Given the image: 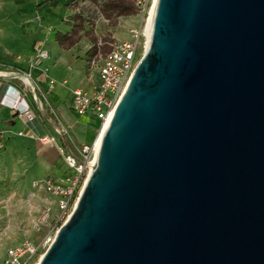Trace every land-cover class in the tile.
<instances>
[{
  "label": "water",
  "instance_id": "obj_1",
  "mask_svg": "<svg viewBox=\"0 0 264 264\" xmlns=\"http://www.w3.org/2000/svg\"><path fill=\"white\" fill-rule=\"evenodd\" d=\"M148 27L39 264H264V0H157Z\"/></svg>",
  "mask_w": 264,
  "mask_h": 264
},
{
  "label": "rangeland",
  "instance_id": "obj_2",
  "mask_svg": "<svg viewBox=\"0 0 264 264\" xmlns=\"http://www.w3.org/2000/svg\"><path fill=\"white\" fill-rule=\"evenodd\" d=\"M133 1L136 12L107 20L100 10L105 0H0V55L11 57L9 65L0 62V68L27 72L36 54V46L33 56L27 57L23 53L32 48L36 37L37 44L47 51L48 43L57 37H61L65 47L75 43L70 49L72 60L78 64L85 63L93 53L89 51L100 40L109 44L126 41L132 28L147 26L154 0H127L129 4ZM46 61L39 68L50 75V71L43 68ZM86 73L88 80L99 81V74L91 70L89 64ZM74 130L84 146L93 147L101 126L99 122L89 121L88 116H79ZM20 148L11 161L7 157V149L0 151L2 264L8 249L25 240L38 245L44 255L66 222L55 205L50 215L45 214L46 203H54L55 198L45 192H37L34 185L38 181L59 180L71 171L63 160L50 171H40L36 152L31 147Z\"/></svg>",
  "mask_w": 264,
  "mask_h": 264
},
{
  "label": "built area",
  "instance_id": "obj_3",
  "mask_svg": "<svg viewBox=\"0 0 264 264\" xmlns=\"http://www.w3.org/2000/svg\"><path fill=\"white\" fill-rule=\"evenodd\" d=\"M139 4L142 2L139 1ZM129 35L130 38L126 41L110 44V50L107 52L103 50L101 40L97 44L98 51L93 58H90L88 64L91 70L99 74V83L92 90L73 91V110L77 116L94 118L103 127L114 115L120 99L147 51L150 39L148 23L145 28H132ZM49 59V51L38 46L27 72L0 68V79L20 81L23 83L25 92L32 93L34 99L38 101L40 89L34 80V73L40 70L39 67L44 61ZM43 73L47 74V71ZM67 83L65 81L63 85ZM56 84L57 81L49 80V90L52 91ZM11 107L19 113L30 112V107L22 104L21 101L11 104ZM59 134L71 139L67 130L62 129ZM20 136H23V133ZM37 139L43 147H57L65 165L71 171L59 180L38 181L34 185L37 192L42 191L55 198L54 203L50 201L46 203L45 214L50 215L52 206L55 205L62 219L67 222L95 167L97 150L95 145L93 147L86 145L80 150V158H77L66 154L65 150L58 145L56 137L46 135L39 136ZM3 147V144H0V148ZM43 256L38 245L25 240L8 250L5 264H38Z\"/></svg>",
  "mask_w": 264,
  "mask_h": 264
},
{
  "label": "crops",
  "instance_id": "obj_4",
  "mask_svg": "<svg viewBox=\"0 0 264 264\" xmlns=\"http://www.w3.org/2000/svg\"><path fill=\"white\" fill-rule=\"evenodd\" d=\"M37 42L38 37L34 39L32 48L23 55L33 56L35 46L37 48L40 45ZM74 45L75 43L65 47L61 37H57L56 40L52 39L48 43L50 59L45 62L43 68L48 69L50 75L44 74L43 69L34 73V80L40 89L38 101L34 99L32 93L25 92L23 83L20 81L0 79V144L4 146L0 148V151L7 149V157L10 161L16 157V152L21 149L20 147H31L36 152L40 171H50L58 161L63 160L62 155L57 147H43L37 138L46 135L56 137L58 145L70 155L65 147L64 136L59 134L62 129L67 130L71 137L70 143L80 153L84 143L77 139L74 130L79 116L73 110V91L76 89L92 90L99 81L96 83V81L92 82L87 79L86 67L90 56L87 55L85 63L73 62L70 49ZM10 58L8 54L0 55V62L9 65ZM51 79L57 81L52 91L49 90ZM65 81L68 82V86L63 85ZM18 101L30 107V112L25 114L14 110L11 104ZM89 121L98 123L94 118H89ZM21 133L23 136H20ZM7 252L3 264L7 260Z\"/></svg>",
  "mask_w": 264,
  "mask_h": 264
},
{
  "label": "trees",
  "instance_id": "obj_5",
  "mask_svg": "<svg viewBox=\"0 0 264 264\" xmlns=\"http://www.w3.org/2000/svg\"><path fill=\"white\" fill-rule=\"evenodd\" d=\"M135 2H131V4H129L127 2V0H105V2L103 4L100 5V10L101 12L105 15V17H107V20H111L113 17L119 18L122 16H128L130 14H132V12H136L137 8L135 6ZM133 8V11H132ZM103 43V50L105 52L110 50V44L105 41V40H101ZM99 43V42H98ZM97 43V44H98ZM74 44V43H73ZM91 51H93V53H91ZM98 51L97 45H95L89 52L91 54H89L90 57H94L96 55ZM94 54V55H92ZM39 98H41L39 96ZM65 140V147L67 149V151L69 152L70 155H73L77 158H80V153L74 149V147L72 146V144L70 143V139H68L66 136L63 137ZM84 147V145L82 146V148Z\"/></svg>",
  "mask_w": 264,
  "mask_h": 264
},
{
  "label": "bare ground",
  "instance_id": "obj_6",
  "mask_svg": "<svg viewBox=\"0 0 264 264\" xmlns=\"http://www.w3.org/2000/svg\"><path fill=\"white\" fill-rule=\"evenodd\" d=\"M156 4H157V0H154L153 5H152V9H151V12H150V18H149V20H148V21H149V22H148V26H149V24L151 23L152 18H153V15H154V13H155ZM112 117H113V116H111V117L109 118L108 122H107L103 127H101L100 135H99V137L97 138L96 143H95V149H96V150L99 149V146H100V144H101V140H102L104 134L106 133L107 129L109 128V126H110V124H111ZM38 264H39V263H38Z\"/></svg>",
  "mask_w": 264,
  "mask_h": 264
}]
</instances>
